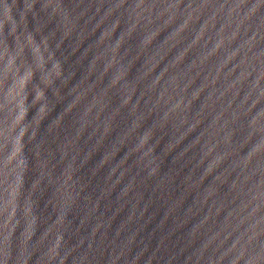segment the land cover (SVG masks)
<instances>
[{"label":"water","instance_id":"water-1","mask_svg":"<svg viewBox=\"0 0 264 264\" xmlns=\"http://www.w3.org/2000/svg\"><path fill=\"white\" fill-rule=\"evenodd\" d=\"M0 264H194L0 75Z\"/></svg>","mask_w":264,"mask_h":264}]
</instances>
